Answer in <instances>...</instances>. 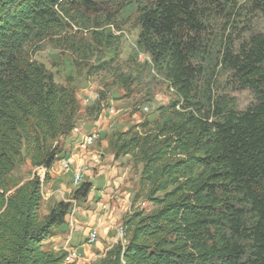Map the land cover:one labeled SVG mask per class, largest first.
Returning a JSON list of instances; mask_svg holds the SVG:
<instances>
[{"label":"trees","instance_id":"obj_1","mask_svg":"<svg viewBox=\"0 0 264 264\" xmlns=\"http://www.w3.org/2000/svg\"><path fill=\"white\" fill-rule=\"evenodd\" d=\"M102 1L0 0V264H65L64 251L45 246L61 234L72 203L44 214L41 179L21 184L13 172L29 160L46 170L45 181L65 156L61 139L77 128L81 104L72 83H57L26 48L58 40L72 23L113 25L116 0ZM210 1L151 0L139 11L137 49L178 100L108 141L112 155L142 166L134 202L151 209L127 216L123 240L99 264H264V34L238 47L209 43L201 5ZM252 2L264 12V0ZM97 32L96 44L114 45ZM224 71L229 87L253 92L245 111L219 95L213 80ZM101 101L87 118H98ZM89 193L86 183L74 198Z\"/></svg>","mask_w":264,"mask_h":264},{"label":"rangeland","instance_id":"obj_2","mask_svg":"<svg viewBox=\"0 0 264 264\" xmlns=\"http://www.w3.org/2000/svg\"><path fill=\"white\" fill-rule=\"evenodd\" d=\"M148 1L151 0H116L120 12L114 13L113 25L104 23L101 29H94L91 21H83L80 25L72 23L67 28V34L58 40L47 38L26 48L32 59L54 75L57 83L65 85L70 81L76 88L81 102L77 127L79 124L86 127L79 126L78 134L82 135V139L76 142L82 141L86 133L100 132V138L89 149L90 153L80 160L74 158L73 168L68 173L54 172L51 175L49 172L44 181L45 169H35L29 160L13 172V177L21 184L38 177L41 179L44 214L59 201L72 203L70 214L66 217L68 227L63 226L61 238L56 242H50L51 239L45 248L65 252L67 246L77 247L81 254H85V259H78L77 264H99L107 250L123 240V223L127 216L136 210L151 209V205L144 200L134 202L139 191L142 166L135 165L130 156L118 158L108 151V141L113 134L125 132L146 119H156L160 107L178 100L165 78L153 69L151 55L137 49L141 32L139 11ZM105 4L107 7L111 5L110 2ZM201 6L207 24L205 37L211 44L220 45L226 39L238 47L252 35L264 34V12L257 9L252 0H212L208 5L202 3ZM103 15L105 17V13ZM87 17L91 20L94 15ZM93 31L112 35L114 45L96 44ZM79 47L88 48L85 57L82 52H76ZM229 76L226 71L218 75L215 73L213 81L219 79V95L227 97L226 101H232L238 111H245L255 102V96L250 90L236 91L232 84L229 87ZM100 97L98 118L90 120L86 117V109L97 106ZM115 110L116 114L110 116ZM96 116L97 113L93 117ZM63 148L67 157L77 155V148L73 150L72 144L66 143ZM66 149L71 151L70 155ZM97 157L98 162H95ZM76 168L87 170L80 187L73 183ZM86 183L90 186L88 197L75 199V192ZM90 228L98 230L99 240L90 247H84Z\"/></svg>","mask_w":264,"mask_h":264},{"label":"built area","instance_id":"obj_3","mask_svg":"<svg viewBox=\"0 0 264 264\" xmlns=\"http://www.w3.org/2000/svg\"><path fill=\"white\" fill-rule=\"evenodd\" d=\"M87 102V101H86ZM116 114V110L114 114H110V116H114ZM100 138V132H92L89 134H85L83 136V140L80 142H76L74 145H77V155H71L70 157H63L60 160L56 161L54 165L51 168V172H58L61 173H68L73 168V157H76L80 154L86 155L87 153H90V150L98 141ZM97 156V154H96ZM99 157V156H98ZM98 157L94 160L95 162H98ZM85 174H78L77 168L73 171V183L74 186L80 187V177H84ZM107 209V207H105ZM98 230H93L92 228L89 229V232L86 236L85 245L84 246H92L99 240L98 236ZM65 257H64V263H71V264H77L78 259H85V254H81V250L77 247L75 248H68V246L65 248ZM87 255V254H86Z\"/></svg>","mask_w":264,"mask_h":264},{"label":"crops","instance_id":"obj_4","mask_svg":"<svg viewBox=\"0 0 264 264\" xmlns=\"http://www.w3.org/2000/svg\"><path fill=\"white\" fill-rule=\"evenodd\" d=\"M79 97V96H78ZM80 98V97H79ZM95 100V99H94ZM89 101V100H88ZM87 103L88 102H86L85 104L87 105ZM80 104H81V102H80ZM84 108V107H83ZM82 114H83V112H82ZM101 121V120H100ZM97 124L99 125V122H97ZM85 124H79L78 125V127L72 132V134L70 135V136H67V137H63L62 139H61V143H62V145L63 146H65V144L66 143H69V144H72L73 146H74V148H73V150H75V142L76 141H79V140H81L82 139V135H79L78 134V131L80 132V130H79V126L81 127V128H86L85 126H84ZM82 133H84V131L82 132ZM86 134H89V133H86ZM85 135V134H84ZM70 141V142H69ZM105 144V143H104ZM106 147H107V144L105 145ZM69 148V147H68ZM65 151H67L68 152V155H70L71 154V151H68L67 149L65 150ZM72 155V154H71ZM84 155L83 154H80V155H78V156H76V157H78V160H80V158H82ZM64 157H67L66 155L64 156ZM76 157H73V159L74 158H76ZM78 160H77V162H78ZM83 161V160H82ZM76 162V161H75ZM35 169H37V170H40V171H42V170H44V169H42V168H35ZM46 171V170H45ZM44 171V172H45ZM50 173H51V175H53L52 174V172L50 171ZM46 200H48V199H46ZM60 202V201H59ZM65 227H68L67 226V223L64 225V228ZM63 228V227H62ZM62 231H63V229H61ZM61 238V236L59 235V236H57V237H55V238H53L52 239V241H50V242H56V240H59ZM85 247V246H84Z\"/></svg>","mask_w":264,"mask_h":264},{"label":"bare ground","instance_id":"obj_5","mask_svg":"<svg viewBox=\"0 0 264 264\" xmlns=\"http://www.w3.org/2000/svg\"><path fill=\"white\" fill-rule=\"evenodd\" d=\"M76 148H77V146H76ZM86 171H87V170H83V169H81V168H77V173H78V174H86ZM83 178H84V177H80V185L84 182V181H83Z\"/></svg>","mask_w":264,"mask_h":264}]
</instances>
